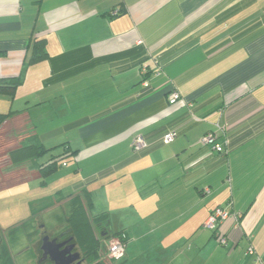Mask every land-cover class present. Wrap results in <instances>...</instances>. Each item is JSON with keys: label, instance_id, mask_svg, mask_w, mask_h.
<instances>
[{"label": "crops", "instance_id": "crops-1", "mask_svg": "<svg viewBox=\"0 0 264 264\" xmlns=\"http://www.w3.org/2000/svg\"><path fill=\"white\" fill-rule=\"evenodd\" d=\"M38 39L47 56L31 62ZM20 76L0 94V112L20 111L0 126V190L41 179L10 149L66 145L75 169L46 210L88 188L90 214L126 235L114 264H166L186 244L191 264H254L250 246L264 262V0H0V81Z\"/></svg>", "mask_w": 264, "mask_h": 264}, {"label": "trees", "instance_id": "trees-1", "mask_svg": "<svg viewBox=\"0 0 264 264\" xmlns=\"http://www.w3.org/2000/svg\"><path fill=\"white\" fill-rule=\"evenodd\" d=\"M34 46L35 48L31 62L41 60L47 56V52L44 49V40H36ZM22 80L23 79L21 76L1 79L0 94H4L13 98ZM18 112L20 111L11 110L5 113L0 112V126L4 121L10 119ZM1 150L3 149L0 148V151ZM50 150L51 148H47L44 145L38 143L21 144L20 146L8 151L11 158L10 166L19 167L26 162H29L33 158L43 156ZM74 154L75 151L70 150V148L65 145L64 151L62 153L52 154L48 161L39 163L37 168L41 180L46 182L47 178L57 172L60 167L66 163L65 159ZM56 199L57 202L66 200L62 204L63 208H60L62 214L57 215V218L60 222H65L66 228L60 233L55 234V236H59L60 234L69 235L73 240V243L76 245L81 257L83 258V261L88 262V264H107V261L103 260V251L106 247L107 241L114 235H122L124 233L113 232L110 229V219L108 213H102L100 215L93 216L90 214L93 200L92 193L90 190H88V188L84 187L81 189V191L76 192L69 197L62 195ZM52 202L53 201L47 202L38 209L33 208L29 219L26 220V222L22 221L20 225H15L12 229H10V231L0 228V237L2 238L1 230L5 233L8 232L9 234L14 233L15 235V232L19 231L21 228H25L30 224L34 225V222L38 219L41 211L52 206L54 204V202ZM43 235L49 236L51 234L45 231ZM11 247V243H9L7 240L6 242L2 243L0 247V264H15L11 253ZM106 254L108 255V253ZM109 261H111L113 264L115 262V260L111 259L110 257ZM115 264L122 263L116 262Z\"/></svg>", "mask_w": 264, "mask_h": 264}, {"label": "rangeland", "instance_id": "rangeland-1", "mask_svg": "<svg viewBox=\"0 0 264 264\" xmlns=\"http://www.w3.org/2000/svg\"><path fill=\"white\" fill-rule=\"evenodd\" d=\"M7 129V128H6ZM5 129V130H6ZM3 133L5 131L3 130ZM61 148L53 150V152H59ZM50 153H45L42 157L33 158L32 161L46 162L50 158ZM67 166L63 165L60 169L50 178L43 182L41 179L29 181L27 183L18 184L7 189L0 190V226L3 229H12L15 225H20L22 221L29 219L32 209L34 207H41L45 202H49L50 198H54V191H52L63 178L64 170L75 169V159L66 158ZM0 162L2 160L0 159ZM1 164V163H0ZM56 175V176H55ZM12 182L10 178L0 176V185L3 183ZM51 196V197H49ZM60 208H63L60 206ZM60 208L57 210L47 211L42 210L38 219L34 222V225H28L25 228H21L19 231L13 234L5 233L1 230L2 238L11 243V253L14 257L15 264H39V258L41 256V239L43 233L46 231L51 235H55L65 230V222H60L57 218L58 214H62ZM94 213V211H93ZM54 227L56 229H54ZM11 236H15L14 239ZM13 242V244H12ZM109 243V240L107 241ZM108 243H106L105 251L108 252ZM193 243V240H191ZM190 244H186L184 249L175 255V258L166 264H191L192 261H188L189 254L193 253L188 250ZM103 251V260L107 261V264H113L109 261V256ZM108 256V257H107ZM112 259V258H111ZM115 261H121V259H113ZM190 260V259H189ZM198 261V262H197ZM201 260H196L197 264H201ZM84 264L88 262L83 261ZM193 264H196L193 262Z\"/></svg>", "mask_w": 264, "mask_h": 264}, {"label": "built area", "instance_id": "built-area-1", "mask_svg": "<svg viewBox=\"0 0 264 264\" xmlns=\"http://www.w3.org/2000/svg\"><path fill=\"white\" fill-rule=\"evenodd\" d=\"M119 12H120V10L116 8L112 11V14L116 15ZM144 71H145V69H144ZM145 85L146 86L148 85V83L146 81H145ZM180 99H181V93L178 90H174L170 93V97H169L170 103L174 104L177 101H179ZM217 125L220 126L219 124H217ZM177 137H178V131L177 130H175V129L169 130L163 135L162 141L166 144L171 143ZM217 138H218V135L215 131H209L202 137L201 142L203 144H210L213 146V148L215 150L222 152L224 150V147L222 144L217 142ZM147 145H148V143H147L146 139L143 136H138L135 138V140L133 142V149L135 151H141V150L145 149L147 147ZM226 216H227V213L224 211V209L221 207H218L212 212L210 218L207 221L206 226L214 229V228L218 227L220 222L222 220H224V218H226ZM125 238H126L125 234L114 235V236L110 237L109 243H108V252H107L110 258L120 260L125 256V253H126V241H125L126 239ZM221 243L226 244L227 239L225 237H223L221 239ZM248 251L250 254H253L255 257L254 258V264H264L262 258L258 254H256V251L253 248V246H250L248 248Z\"/></svg>", "mask_w": 264, "mask_h": 264}, {"label": "water", "instance_id": "water-1", "mask_svg": "<svg viewBox=\"0 0 264 264\" xmlns=\"http://www.w3.org/2000/svg\"><path fill=\"white\" fill-rule=\"evenodd\" d=\"M61 246H63V243L58 244L56 239H50V236L46 235L43 238L41 249L44 252V256L50 255L51 260L55 264H71L80 258L79 252L72 253V248L75 246L74 243L69 249L60 250Z\"/></svg>", "mask_w": 264, "mask_h": 264}, {"label": "flooded vegetation", "instance_id": "flooded-vegetation-1", "mask_svg": "<svg viewBox=\"0 0 264 264\" xmlns=\"http://www.w3.org/2000/svg\"><path fill=\"white\" fill-rule=\"evenodd\" d=\"M44 236L41 239V245L43 243ZM50 239H56V241H57L58 244L59 243H63V246H61L60 250H62V249H69L71 247V245L73 244V240L70 239V236L69 235L60 234L59 236H50ZM4 242H6L5 239H3V238L0 237V247H1L2 243H4ZM41 245H40V249H41ZM76 252H78V251H77V248H76V245H75L72 248V253H76ZM13 259H14V257H13ZM38 262H39V264H55V262L53 260H51L50 255L44 256V252L42 250H41V256H40ZM79 263L80 264H83V258L81 257V255H80V258L78 260H75L71 264H79Z\"/></svg>", "mask_w": 264, "mask_h": 264}]
</instances>
